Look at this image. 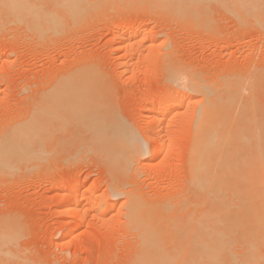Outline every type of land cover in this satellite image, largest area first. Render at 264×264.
<instances>
[{"label":"rangeland","instance_id":"374dc122","mask_svg":"<svg viewBox=\"0 0 264 264\" xmlns=\"http://www.w3.org/2000/svg\"><path fill=\"white\" fill-rule=\"evenodd\" d=\"M24 1L30 11H56L59 18L42 29L28 19L0 25V137L28 127L33 150L31 162L0 174V234L12 235L9 245L21 264H136L125 197L110 191H131L150 205L191 193L188 152L202 96L183 85L233 83L240 100L253 96L264 111V25L254 17L264 0L86 1L74 13L53 7V0ZM133 27L153 31L123 42ZM85 70L94 73L91 92L114 129L155 146L125 171L95 149L87 132L68 135L66 120L55 114L64 100L87 90L66 82ZM178 93L168 107L165 101ZM158 118V134H149ZM77 191L83 197L71 202ZM96 195L107 205L99 215L91 210ZM69 202L73 217L63 212Z\"/></svg>","mask_w":264,"mask_h":264},{"label":"bare ground","instance_id":"6f19581e","mask_svg":"<svg viewBox=\"0 0 264 264\" xmlns=\"http://www.w3.org/2000/svg\"><path fill=\"white\" fill-rule=\"evenodd\" d=\"M86 1L99 3L107 0H53L52 6L74 13ZM241 1L251 4L255 0ZM261 7L258 6L253 14L258 24L263 26L264 6ZM31 10L24 0H0V25H16V22L28 19L32 27L42 29L58 22L56 11ZM152 31L151 28L138 30V27H133L128 29L122 41L130 37L145 40ZM93 76V71L90 74L85 70L66 79L70 86L77 84L88 88L64 100L62 108L55 114L66 120L68 135L87 132L95 149L106 151L113 164L125 171L131 167L134 157L152 154L155 146L148 145L150 148H147L132 132L122 133L114 129V119L108 117L106 108L91 92L90 88L95 84ZM183 86L185 90L202 96L197 101L199 108L194 113L192 144L188 152L187 188L190 186L191 193L150 205L131 191L117 187L110 191V195L125 197V224L126 230L134 237L138 252L136 264H264L263 108L258 99H252L253 96L240 100L241 89L233 83L214 89L199 84ZM253 94L256 95L254 90ZM179 95L165 101V104L169 107L179 99ZM170 109L160 113V119L170 115ZM160 119L151 123L149 134H158ZM58 127L65 134L62 121H58ZM156 138H151L152 142L157 143ZM31 142L32 134L28 127L15 128L0 137V174H12L16 163L32 161ZM82 197V193L77 191L70 201H78ZM104 197H91L95 205L91 207L92 212L99 215L107 210V205L102 204ZM71 202L65 204L62 211L73 217L75 212L70 207ZM70 226L71 222L67 220L64 229ZM77 226L80 225L77 224L76 229ZM11 237L7 231L0 234V264H21L9 245Z\"/></svg>","mask_w":264,"mask_h":264}]
</instances>
